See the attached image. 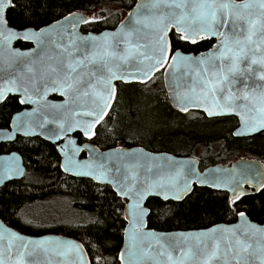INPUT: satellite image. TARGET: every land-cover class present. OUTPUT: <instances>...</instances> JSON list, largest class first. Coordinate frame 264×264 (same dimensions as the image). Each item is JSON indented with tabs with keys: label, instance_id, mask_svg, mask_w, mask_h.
I'll use <instances>...</instances> for the list:
<instances>
[{
	"label": "snow or ice",
	"instance_id": "1",
	"mask_svg": "<svg viewBox=\"0 0 264 264\" xmlns=\"http://www.w3.org/2000/svg\"><path fill=\"white\" fill-rule=\"evenodd\" d=\"M44 6L40 0H0V45L12 57L33 58L31 64H25L29 73L34 71L31 65L45 57L55 60L40 76L44 81L43 95L35 77L31 80V91L27 82L14 77L4 82L7 86H0V105L8 103L10 96H19L16 102L21 105H36L31 112L17 114V131L40 129L44 135L46 125H56L57 130H48L47 139L65 156L60 167L69 173L85 169L83 175L110 182L116 194L126 198L125 219L130 228L125 229L128 247L120 252V264H264L262 227L245 221L235 228L219 229V236L217 229L157 235L146 230L144 221L148 210L143 206L149 196H159L164 201L181 200L194 191L197 183L231 192L227 202L234 205L249 195L243 185L259 192L264 190V179L254 182L245 173L232 170L209 181L195 177L194 169L185 164H178L172 170L171 161L169 166L149 164L145 169L150 174L153 168H167L165 175L157 179H151L150 175L141 178L131 169L142 166L122 163L126 155L123 152H119V159L113 160L111 152L92 150L95 159L76 160L74 157L84 148L70 135H82L87 141L98 136L97 126L110 115L109 109L116 97L113 81L144 82L165 64L166 71L173 75L175 89L172 90L181 111L194 106L203 108L209 115L234 114L246 132L264 131V0H240L239 3L237 0H146L137 4L135 13L129 14L130 24L125 26L121 22L117 32L103 33L100 37L77 35L75 21H91L71 13V22L67 16L63 19L65 24H71L73 31H68L59 21L55 28L48 25L38 31L29 27L30 21L17 28L7 14L19 7L25 10L28 20L37 8ZM146 31L151 33V38L145 43ZM21 39L35 43L36 48L21 51L12 47V41ZM187 46L193 49L203 46L205 50L196 54L181 50ZM53 49L57 50L56 55H48ZM45 75L51 77V86ZM181 87L183 91H179ZM48 92H58L65 99L49 102L45 99ZM88 99H91V108L81 103L80 111H71V105ZM209 101L212 106L206 107ZM213 108L219 111L213 113ZM48 109L64 110L66 115L70 112L71 122L67 118H50ZM62 138L66 140L63 145L59 143ZM21 172L15 153L4 156L0 164V186ZM235 214L244 220V210ZM93 224L101 232L106 231L102 219ZM256 237L259 239L253 244ZM41 253L46 257L45 264H58L52 256L64 258L59 264H91L83 245L72 241L31 240L8 229L0 232V264H42L38 259ZM99 260L96 257L97 264Z\"/></svg>",
	"mask_w": 264,
	"mask_h": 264
},
{
	"label": "trees",
	"instance_id": "2",
	"mask_svg": "<svg viewBox=\"0 0 264 264\" xmlns=\"http://www.w3.org/2000/svg\"><path fill=\"white\" fill-rule=\"evenodd\" d=\"M34 2V0H33ZM44 7L37 8L26 20L25 10L14 8L8 11V17L14 27L29 23V27L38 28L71 12L96 13L98 19L82 26L83 31L98 32L114 28L135 0H40ZM19 47L30 44L17 41ZM180 47V45H177ZM183 51L197 52L201 46L182 48ZM162 75V71L156 73ZM147 83L116 82L117 94L110 109V115L98 125L99 135L91 141L101 149L124 145H144L151 150H165L172 153H188L197 141L221 139L220 152L225 156L246 154L264 164V131L250 137H234L230 129L236 119L232 116L216 119L196 118L188 121L184 114L174 110L164 88L146 91ZM148 96L150 100H148ZM146 99V100H145ZM17 98L10 96L9 102L0 105V127H8L10 116L20 105ZM149 114L143 113L145 103ZM165 122L158 124L154 131L138 128L137 121L144 118ZM167 124L166 128L160 125ZM211 128V129H210ZM79 142L85 139L75 134ZM17 151L23 157L25 174L20 179L10 180L0 186V219L19 231L40 235L60 233L79 239L85 246L91 264H119L117 252L122 242L126 220L123 216L124 200L112 191L109 185L94 183L88 178H76L60 170V156L56 148L40 137L18 136L12 142L0 144V153ZM81 156H84L82 152ZM218 154L215 156L217 157ZM70 197V204L87 217L84 222L57 221V224L32 228L25 222L23 209L36 199L44 201L51 195ZM227 196L208 187H194L181 201H163L150 197L146 201L149 208L148 226L156 230L190 229L207 227L217 222H233L236 212L244 210L253 221L264 222V190L242 197L234 205L227 202ZM90 219L88 222L86 220ZM103 220L106 231L93 224Z\"/></svg>",
	"mask_w": 264,
	"mask_h": 264
},
{
	"label": "water",
	"instance_id": "3",
	"mask_svg": "<svg viewBox=\"0 0 264 264\" xmlns=\"http://www.w3.org/2000/svg\"><path fill=\"white\" fill-rule=\"evenodd\" d=\"M146 0H135V2L133 3V5L127 10V12L123 15L121 21L114 27L111 29H102L98 32L95 31H83L81 29V27L83 25H85L86 23H80L79 20L77 19L76 22V28H75V32L77 35L79 36H88V35H92V36H96V37H100L103 33H115L117 32L118 29H120L122 27V23L121 22H125V26L130 24L131 21L129 19V14L130 13H135L137 11V4L138 3H145ZM237 2L239 3L240 0H237ZM70 13L56 19L53 20L45 25H42L38 28H34L31 27L33 30L38 31L39 28H44L48 25H51L53 28H55L56 26V21H59L61 26L67 27L68 31H73V29L71 28V24H65V21L63 19V17H69V22H71L73 20L72 16H69ZM71 14H73L75 17H81L83 16L84 18L90 20V16L86 13H82V12H71ZM146 39L143 42H147L148 39L151 38V33L146 31L144 33ZM17 41H21V42H25L30 44L29 47L26 48H20L19 46H16L15 43ZM135 42V40L133 41ZM12 47L20 49L21 51H26L28 49H35L36 48V44L31 42V41H23L21 40H14L12 41ZM89 47L91 48V44H89ZM205 50V49H204ZM204 50H200L197 52H201ZM121 52H123V48L120 49ZM183 51V50H182ZM185 52H189V51H185ZM192 52V51H191ZM197 52H193V54H196ZM57 53V50L53 49L51 50L48 55H52L55 56ZM35 58V57H34ZM31 59L33 58H21L18 59L16 57H12L7 50L5 49L4 46L0 45V86H7L4 82L11 79V78H17L20 79L21 82H27L30 91L32 90V85H31V80L33 79V77H35V79L37 80L38 86L40 87V94L43 95V89H44V81L40 80V76L42 73L46 72V69L48 67V65L50 63L54 64L55 60L49 61L46 57L42 60H40L39 63L35 64V65H31L34 69L33 73H29L27 72V70L25 69V64H31ZM171 61H169L170 63ZM11 65V66H10ZM163 70V80H164V86L168 95V99L170 104L173 106V108H175L176 110L180 111V112H186V111H181L180 107L178 106L179 102L175 99L174 97V93L172 89H175V84L173 81V75L170 72H167V64H165V66L163 68L158 69L157 71H155L154 73L151 74V76L144 82H138V83H146L148 82L155 73H157L160 70ZM45 80L47 81L48 85L51 86V77L45 75ZM116 82H123V83H133V82H137V81H129V82H125L124 80L121 79H117L115 81H113V84L115 85L116 88V94H117V86H116ZM99 90V89H97ZM183 87H181L179 89V91H183ZM52 96H56L58 99L53 98ZM19 99V96H17ZM45 99L49 102H55V103H59L61 101H63L65 99L64 96L60 95L58 92H48V94L46 95ZM115 100V99H114ZM114 100L112 101V104L114 102ZM84 103L86 104V106L88 108L92 107L91 104V99H88L87 101H78L77 104L75 105H71V111H80V104ZM26 107H24L23 109L14 112L9 120V125L8 127H0V144L4 143V142H12L16 139L17 136H24V137H40L45 141L50 142L53 145V141H49L47 139V135H48V130H57L56 125L53 124H49L46 125L45 127V134L41 135L40 134V129H37L35 132H24V131H17V124L18 121L16 119L17 114L18 113H23V112H31V110L36 107V105L34 104H30V103H25L24 104ZM211 101H209V104L206 105V107H211ZM111 109V108H110ZM109 109V111H110ZM196 110V111H200L202 113H204L206 115V117L208 118H218V117H225V116H232L235 117L237 119V125L235 126V128L232 131V136L234 137H250L253 135H256L262 131L256 132V133H248L246 132L241 126H240V122H239V117L234 115V114H222V115H209L206 111L203 110V108H197L194 106H189L188 110ZM219 110L216 108H213V113L218 112ZM47 114L51 117L55 116L59 119H64L67 118L69 122H71L72 117H71V113L68 112L67 115L65 114L64 110H61L60 112H57L54 109H48L47 110ZM22 119H27V117H23ZM22 126V125H21ZM98 127V126H97ZM239 132V134H235ZM71 138L76 141V144L82 148H84V151L79 152L74 158L76 160L79 161H83V162H88L90 158L95 159V157L92 156V150H95L98 153H113V160L119 159V152H123L126 153V155L123 157L122 159V163H128L129 165H141L142 167H140L139 169H136L135 167H133L131 170L132 171H137L138 175L143 178L145 175H150L151 179H157L159 177V175H165L167 173V168L165 169H157V168H153L152 172L146 173L145 169H147L149 164H161V165H165V166H169V161H171V169L174 170L175 167L178 164H185L186 167H191L194 169L195 171V177H199L202 179H207L209 181L214 180L216 177H223L226 172H230L232 170H236L237 172H243L245 173L246 177L249 179H252L254 182L255 181H260L262 179H264V164L261 163L259 160L257 159H253V158H240L237 159L235 161H233L230 165H226V164H215L212 166H209L207 168H205L202 171L198 170L197 167V160L195 158H191L188 156H177L175 154H171L170 152H166V151H150L142 146L139 145H132V146H125V145H117V146H113L110 148H106V149H100L95 143H93L92 141H87L82 135V137L85 139L82 142L78 141L77 136L75 135V133L70 134ZM94 138V137H93ZM59 143L61 145H63L64 143H66L65 139H61L59 141ZM59 156H60V160H59V167L61 164H63L65 162V156L64 154L61 152L60 148L55 147ZM82 152H84V156H81ZM13 153H15L17 155V157H19L20 160V165H21V175L16 176L14 178H12L11 180L14 179H20L24 176L25 174V166H24V162H23V157L22 155L17 152V151H10L8 153H0V164L3 163V157L4 156H11ZM60 170L65 173L66 175L69 176H73L76 178H88L91 179L94 183L97 184H105V185H109L110 188L112 189L113 192H115L116 194V190L112 187L111 183L108 181H97L95 179H93L92 177L88 176V175H83L82 173L84 171H86L85 169H77L72 173L66 172L63 168L60 167ZM217 170H221V171H217ZM259 174V175H258ZM111 179V178H110ZM194 186H198V187H208L212 190H216V191H224L228 194V197L231 196V192L225 191V190H220V189H215L212 188L210 186H206V185H200V184H195ZM244 188L248 191L249 194H254L257 193L256 191H254L252 188H250L248 185H243ZM117 195V194H116ZM119 198L124 199V207H123V216L125 218V209H126V205L128 203V201L126 200V198L117 195ZM150 197H158L161 200H163L161 197L159 196H149ZM147 198V199H148ZM147 199L143 202V206L148 210V214H149V208L146 206V201ZM172 201H181V200H176L174 198L169 199ZM164 201V200H163ZM168 201V200H167ZM147 217L148 215L145 217V226H146V230H151L153 232H155L157 235L163 233V234H169V235H175L176 233H189V232H193V233H198V232H207L210 229H217L216 235L219 236L220 232L219 229L225 228V227H229V228H235L237 226H240L242 224H244L245 221L251 223V224H255L257 227H262L264 228V222L263 223H259L256 221H253L249 218V216L245 213V218L244 220H242L238 215H236V219L233 222H217V223H213L207 227H198V228H190V229H172V230H156L154 228H151L148 226V222H147ZM125 226L123 228V237H122V242L121 245L119 247V250L117 252V259L118 262L120 264V252L122 250H125L128 247V233L125 232V229H129L130 228V224L129 221L127 219ZM5 229H8L12 232H16L18 235L25 237L26 239H31V240H41V239H48L49 241H56V240H65V241H72L75 244H79V245H83V250L87 253V250L84 246V244L76 238H73L71 236H67L64 234H60V233H43L40 235H31V234H26L23 233L21 231H19L18 229L8 225L7 223H5L2 219H0V232H3ZM259 237H256L253 239L252 243L255 244L256 240H258ZM3 243H7V240L3 241ZM19 243V242H16ZM88 254V253H87ZM53 260L57 261L58 264L60 261H62L64 258L59 257V256H52L51 257ZM69 259L72 258V254L69 253L68 256ZM127 259V256L125 257ZM38 259L42 262V264H45L46 262V257L43 253H41L38 257ZM86 259L90 260L89 255H87ZM258 264V262H257Z\"/></svg>",
	"mask_w": 264,
	"mask_h": 264
},
{
	"label": "rangeland",
	"instance_id": "4",
	"mask_svg": "<svg viewBox=\"0 0 264 264\" xmlns=\"http://www.w3.org/2000/svg\"><path fill=\"white\" fill-rule=\"evenodd\" d=\"M126 12L127 11H123L122 14L124 15ZM88 15L90 16V19L100 18L97 16L96 13H90V14L88 13ZM161 87L165 89L164 80H163V73H162V75H160V74L154 75L151 78V80L149 81L148 85L145 86L144 88L146 91H156ZM165 91H166V89H165ZM166 94H167V92H166ZM167 97H168V95H167ZM148 100H150L149 96H148L147 102H148ZM147 102L145 103V108H144V112H143L144 114L145 113L149 114V110H148L149 106H148ZM169 104H170V102H169ZM172 108H173V106H172ZM173 109L176 110L175 108H173ZM196 118L200 119V118H204V117L201 115H198L195 112H190L186 115L184 114L185 120L192 121V120H196ZM148 119H149V117L147 119L143 118L141 120V122L137 121L136 125L138 126V128H140L142 130H147V131L150 130V131L155 132L154 128H157V126H159L158 124L165 122L164 120H158L157 122L154 120H150L149 122H146ZM160 126L163 128H166L167 124H162ZM232 128L230 129V131L232 130ZM220 140H221L220 138L219 139L210 138V140H207V141H203V140L197 141L198 144H196L197 146H196L195 150L193 151L194 152L193 155L200 156V155H203L204 153H206L207 146L205 143L210 144V154L211 155H217L219 153V147L221 146ZM117 145H124V144L121 142H118ZM125 146H128V145H125ZM129 146H132V145H129ZM224 156H225V154L222 153L221 155H218L217 157H215V159L217 160V159H220ZM231 160H235V158H232V156H231L230 158H227L225 161L228 162ZM39 200L40 199H36L33 202L28 203L25 206V208L23 209V214L25 216L26 224L28 226L34 228V229L40 228L43 226H50L52 224H57V221H59V219L65 220V222H67V223L74 222V221H77V222L83 221L84 222V219L87 217V215L84 212L78 211L75 207H73L70 204V197H67L65 195H60V194L51 195L47 199H45L44 201H39ZM89 220L90 219L86 220L85 222H88Z\"/></svg>",
	"mask_w": 264,
	"mask_h": 264
},
{
	"label": "flooded vegetation",
	"instance_id": "5",
	"mask_svg": "<svg viewBox=\"0 0 264 264\" xmlns=\"http://www.w3.org/2000/svg\"><path fill=\"white\" fill-rule=\"evenodd\" d=\"M26 47H28V46H26ZM26 47H20V48H26ZM16 97V96H15ZM53 98H55V99H58L57 97H55V96H52ZM17 98V100H18V97H16ZM19 104V103H18ZM20 105V107L16 110V111H19V110H21V109H23L24 107H26L25 105H21V104H19ZM15 111V112H16ZM177 111V110H176ZM179 112V111H178ZM190 112H195V113H197L198 115H201V116H203L205 119H216V118H208V117H206V115L204 114V113H202V112H199V111H189V112H184V113H182V112H179V113H181V114H188V113H190ZM14 113V112H13ZM12 113V114H13ZM11 114V115H12ZM11 117V116H10ZM219 118V117H218ZM236 119V118H235ZM237 125V119H236V123H235V125L233 126V128H232V130H231V135H232V131H233V129L235 128V126ZM18 137V136H17ZM220 142H221V146L219 147V153H218V155H221L222 153H224V152H220L221 151V149H222V147H223V142L224 141H221L220 140ZM205 143V142H204ZM196 144H198V142H196V143H194L193 145H192V148L189 150V152L188 153H172V152H170V151H166V152H170L171 154H175V155H177V156H188V157H191V158H195L196 160H197V167H198V170L199 171H202V170H204L205 168H207V167H209V166H212V165H215V164H226V165H230L233 161H235V160H237V159H240V158H253V159H255L254 157H251V156H249L248 157V155H246V154H241V155H236V156H232V158H235V160H231V161H225L227 158H230L231 156H224V157H222V158H220V159H215V156L216 155H211L210 154V144H208V143H205L206 144V146H207V148H206V153H204L203 155H200V156H195V155H193L194 154V150H195V148H196ZM137 145H139L140 146V144H137ZM98 146V145H97ZM142 147H144V148H146V149H148V150H150V151H156V152H158V151H165V150H151V149H149L148 147H146V146H144V145H142ZM101 149V148H100ZM205 151V150H204ZM10 152V151H9ZM5 153H8V152H5ZM246 156V157H245ZM258 160V159H257ZM194 187H196V186H194ZM221 192H223V191H221ZM226 196H227V198H229L228 197V194L226 193V192H223Z\"/></svg>",
	"mask_w": 264,
	"mask_h": 264
},
{
	"label": "bare ground",
	"instance_id": "6",
	"mask_svg": "<svg viewBox=\"0 0 264 264\" xmlns=\"http://www.w3.org/2000/svg\"><path fill=\"white\" fill-rule=\"evenodd\" d=\"M185 197H186V196H185ZM185 197H184V198H185ZM184 198H183V199H184Z\"/></svg>",
	"mask_w": 264,
	"mask_h": 264
}]
</instances>
